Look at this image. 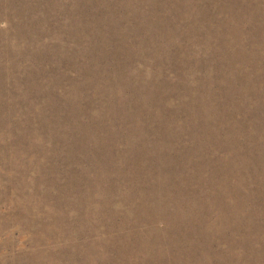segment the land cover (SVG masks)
Returning a JSON list of instances; mask_svg holds the SVG:
<instances>
[{
	"label": "rangeland",
	"instance_id": "374dc122",
	"mask_svg": "<svg viewBox=\"0 0 264 264\" xmlns=\"http://www.w3.org/2000/svg\"><path fill=\"white\" fill-rule=\"evenodd\" d=\"M0 264H264V0H0Z\"/></svg>",
	"mask_w": 264,
	"mask_h": 264
}]
</instances>
